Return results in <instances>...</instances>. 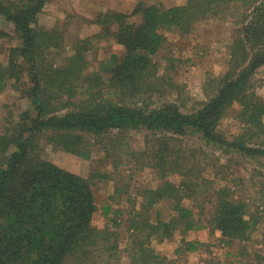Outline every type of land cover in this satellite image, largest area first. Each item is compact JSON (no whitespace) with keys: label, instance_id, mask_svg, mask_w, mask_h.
Segmentation results:
<instances>
[{"label":"trees","instance_id":"16d2710c","mask_svg":"<svg viewBox=\"0 0 264 264\" xmlns=\"http://www.w3.org/2000/svg\"><path fill=\"white\" fill-rule=\"evenodd\" d=\"M50 1L0 0V16L13 24L20 38L8 64L0 69V90L12 82L32 103V111L22 112L18 120L11 112L0 134V264H92L105 248L118 246L111 242L115 230L93 224L98 209L94 182L108 180L111 174L97 170L84 177L64 169L43 156V138L68 154L90 160L92 148L104 144L105 137L120 139L123 133L146 129L165 135L157 138L159 148L153 153V159L159 160L173 142H180L169 134L184 136L191 129L208 143L224 142L218 134L219 124L239 103L245 133L228 145L247 157L264 158V100L258 98L252 81L264 67V0H186L169 9L138 5L133 14L141 13L142 19L132 22L126 13H102L99 19L104 31L124 52L92 73L86 57L89 38L76 46L64 64L56 65L50 59L64 46L58 29L39 25V16ZM231 14L239 28L230 46V69L218 79L216 93L190 113L177 102L151 107L148 99L162 92L158 80L165 82L154 60L167 39L162 30L190 34L194 24L205 18ZM168 159L170 173L184 177L179 186L167 180L135 196L125 191L131 204L143 198L129 226L134 245L139 247L133 248V264L163 263L165 258L151 243L171 239L180 229L187 247L178 252L198 250V240L189 241L187 234L209 225L221 232L227 244L250 239L258 222H251L247 204L234 199L231 187L214 189L217 203L213 202L215 209L204 222L183 203L186 197L196 199L197 194H204L197 181L201 171L193 175L181 169V158L166 157V164ZM116 190L122 193L119 186ZM163 205L173 211L169 219L161 215ZM110 209L106 207V215Z\"/></svg>","mask_w":264,"mask_h":264},{"label":"rangeland","instance_id":"374dc122","mask_svg":"<svg viewBox=\"0 0 264 264\" xmlns=\"http://www.w3.org/2000/svg\"><path fill=\"white\" fill-rule=\"evenodd\" d=\"M185 3L186 0H51L39 16V25L58 29L63 34V48L50 56L56 65L64 64L65 59L75 53L76 46L89 38L91 42L86 57L88 71L92 73L103 62L110 61L113 55L121 57L124 52L117 40L108 37L104 31L105 26L99 19L102 13H126L132 22L142 19L141 13L133 14L138 5H160L169 9ZM236 20L233 14L208 17L195 23L190 34H183L177 29L162 30L167 39L154 60L158 65V74L164 77L165 82L158 80L162 92H156L148 99L151 107L177 102L184 112L190 113L216 93L218 79L231 66L230 46L237 38L239 28ZM19 44L20 38L13 24L0 16V69L8 64L11 49ZM252 81L258 98L264 100V67L254 74ZM26 110L32 111L31 100L9 82L5 89L0 90V134L5 132L6 119L11 112L18 120ZM245 128L241 105L235 103L218 127V134L224 142L208 143L202 134L193 133L191 129L184 136L169 134L180 142H173L169 150L160 154L159 160L153 159V153L159 148L157 138L165 135L153 134L146 129L123 133L120 139L114 135L105 137V145L96 144L92 148L94 151L90 160L68 154L43 138V156L64 169L84 177L97 170L111 174L108 180L94 182L98 209L93 224L98 228L110 226L111 230H115L116 236L111 242L116 241L118 246L111 250L105 248L102 256L96 257L92 264H133V248L139 247L134 245L135 238L129 226L133 211L141 207L143 198L140 196L131 204L127 201L128 194L135 196L139 190L157 188L167 180L179 186L184 177L179 173H170L172 163L168 159L166 164V157L173 161L181 158V169L190 170L193 175H196L195 171H201L197 181L204 194H197L196 199L186 197L183 200L185 206L193 208L196 218H203L206 222L208 212L215 209L213 202L217 203L214 189L229 186L234 191V199L247 204L251 222L258 223L250 239H236L229 244L211 225L190 232L188 240L200 243L199 249L193 252L184 249L178 252L187 247L182 244L186 236L182 229L171 239L162 242L153 240L151 247L165 258L161 264H264V158L247 157L228 145L243 135ZM156 163L157 167L154 166ZM203 178L208 181L203 183ZM118 186L122 189L121 194H116ZM108 206L111 209L106 215ZM168 208V205L161 207V215L165 219L173 214ZM115 221H118L117 228Z\"/></svg>","mask_w":264,"mask_h":264}]
</instances>
